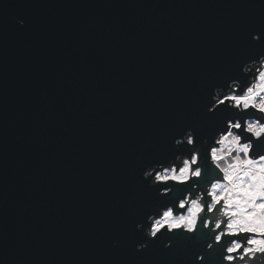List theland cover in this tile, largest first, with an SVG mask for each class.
<instances>
[{
  "label": "water",
  "instance_id": "1",
  "mask_svg": "<svg viewBox=\"0 0 264 264\" xmlns=\"http://www.w3.org/2000/svg\"><path fill=\"white\" fill-rule=\"evenodd\" d=\"M261 55L264 0H0V264H190L196 239L135 251L142 173Z\"/></svg>",
  "mask_w": 264,
  "mask_h": 264
},
{
  "label": "clouds",
  "instance_id": "2",
  "mask_svg": "<svg viewBox=\"0 0 264 264\" xmlns=\"http://www.w3.org/2000/svg\"><path fill=\"white\" fill-rule=\"evenodd\" d=\"M252 40L259 43L260 35ZM240 76L212 90L208 114H230L214 134L185 130L174 140L173 156L143 171L165 199L136 224L143 235L136 252L158 240L169 252L171 235L183 237L185 246L202 242L190 264H208L215 252L219 264H264V55L244 63Z\"/></svg>",
  "mask_w": 264,
  "mask_h": 264
}]
</instances>
